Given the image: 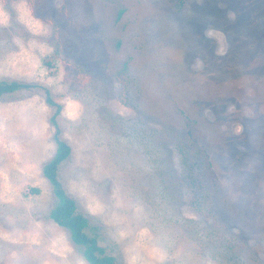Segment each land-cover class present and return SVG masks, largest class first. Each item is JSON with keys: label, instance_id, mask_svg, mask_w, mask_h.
Wrapping results in <instances>:
<instances>
[{"label": "rangeland", "instance_id": "1", "mask_svg": "<svg viewBox=\"0 0 264 264\" xmlns=\"http://www.w3.org/2000/svg\"><path fill=\"white\" fill-rule=\"evenodd\" d=\"M0 80V264H89L56 129L115 264H264V0H0Z\"/></svg>", "mask_w": 264, "mask_h": 264}, {"label": "trees", "instance_id": "2", "mask_svg": "<svg viewBox=\"0 0 264 264\" xmlns=\"http://www.w3.org/2000/svg\"><path fill=\"white\" fill-rule=\"evenodd\" d=\"M32 86L30 83L16 80H0V97L6 93L28 89ZM46 101L55 106V113L59 112L60 105L56 104L49 96H46ZM51 121L55 125L54 116L51 117ZM54 138L55 152L42 166V174L51 184L56 198L55 204L49 211V217L56 224L68 230L70 239L82 247V254L89 264H115L114 257L107 254L105 249L99 245L97 235L89 232L92 226L88 219L78 210L75 200L66 193L58 178L59 165L68 157L70 147L59 138L57 129Z\"/></svg>", "mask_w": 264, "mask_h": 264}]
</instances>
